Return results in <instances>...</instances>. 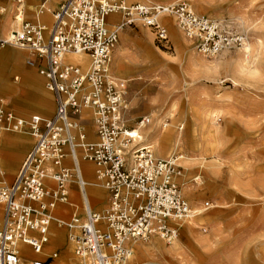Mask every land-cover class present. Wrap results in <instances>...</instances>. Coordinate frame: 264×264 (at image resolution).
Returning a JSON list of instances; mask_svg holds the SVG:
<instances>
[{"label": "built area", "instance_id": "2783aa9c", "mask_svg": "<svg viewBox=\"0 0 264 264\" xmlns=\"http://www.w3.org/2000/svg\"><path fill=\"white\" fill-rule=\"evenodd\" d=\"M51 1L37 5L35 21L23 19L9 37H0V53L8 47L28 52V65L38 68L56 102L50 117H24L0 99V135L17 132L35 139L14 181L0 184V264H49L41 256L55 220L70 228L73 264H136L128 261L134 243L155 236L171 243L186 221L211 205L206 201L203 209H194L182 195L183 155L157 157L151 144L138 141L151 118L130 124L127 82L111 69L120 35L142 25L160 45L171 47V20L206 57L245 45L248 35L197 13L188 0H57L55 7ZM15 2L23 18L25 1ZM46 13L50 21L44 20ZM111 14H120L121 21L110 23ZM69 53L86 54L85 63L66 57ZM88 119L94 141L88 138ZM81 160L95 163L97 183L109 191L102 211L90 203ZM72 182L79 185L84 216L56 219L57 205L71 202ZM25 249L36 257L23 258ZM58 257L53 250L49 258Z\"/></svg>", "mask_w": 264, "mask_h": 264}, {"label": "rangeland", "instance_id": "374dc122", "mask_svg": "<svg viewBox=\"0 0 264 264\" xmlns=\"http://www.w3.org/2000/svg\"><path fill=\"white\" fill-rule=\"evenodd\" d=\"M9 1L0 0V5ZM188 1L197 13L209 15L234 31L246 33V44L251 45V53L247 55L243 50L245 44L217 56L206 57L189 42L194 48V56H190V52L187 54L177 46L173 36L171 47L162 46L155 40L154 34L142 25L129 27L121 34L113 52L112 66H115V71L112 69V73L129 81L130 124L134 125L140 117H149L154 113L162 116L173 131H181V141L170 147L166 155L158 151V144L153 148L154 152L161 158L172 154L183 155V179L190 185L186 189L182 184L185 197L194 209H203L206 201L211 205L192 218L190 224H184L179 237L172 243L161 239L168 247L178 242L177 250L164 255L154 251L152 257L135 254L137 259L133 262L264 264V0ZM13 2L15 4V0ZM39 2L26 1L28 10L25 20H29L28 16H32L31 12ZM31 4L35 6L31 7ZM5 27L6 24H2L1 29ZM144 29L151 33L152 38L149 39L147 34L143 36ZM175 29L180 38L185 39ZM230 56L240 57L238 63L227 60ZM13 60L17 61L19 57L14 56ZM35 72L43 79V88L52 103V110L40 113L48 117L55 112V98L47 89L39 70ZM138 74L142 75V79L129 80L132 75ZM10 92H0V98H4L10 108L23 115L39 113L13 102L8 95ZM150 118L152 123L153 116ZM85 123L89 124V121ZM181 124L184 125L183 130L179 129ZM7 134L31 137L17 132L4 133L0 137ZM187 158H191L194 164L189 166ZM82 161L86 167L91 164L96 169L94 162ZM0 163L7 170L8 183H12L20 166L14 170L9 168L7 152L2 150L1 145ZM96 187L108 196L104 187ZM99 204L95 208L104 209L105 205ZM59 205L63 210L62 216L69 220L74 207L69 203ZM80 214L84 216L83 211ZM51 227L62 231L64 243H68L70 228L59 227L56 222ZM158 240L159 237H153L154 243ZM139 242L148 245L152 239ZM136 244L135 248L138 247ZM69 254L67 262L73 264V249ZM25 256L23 258L26 259L33 257L30 253ZM52 260L49 258L47 262L50 264L54 262Z\"/></svg>", "mask_w": 264, "mask_h": 264}, {"label": "crops", "instance_id": "0c3cea01", "mask_svg": "<svg viewBox=\"0 0 264 264\" xmlns=\"http://www.w3.org/2000/svg\"><path fill=\"white\" fill-rule=\"evenodd\" d=\"M24 1L26 3L27 0H24ZM34 1H40L38 3V4H40L42 0H34ZM11 3H12V0H10L8 2V4H7V2L1 4L0 10H1V8L6 7ZM57 4H58L57 0H53L50 2V5H52L53 7L57 6ZM4 5H6V6H4ZM14 6H17L16 2H15ZM30 6L32 7L35 5L31 4ZM14 8L16 9V7H14ZM25 10H26V6H25ZM29 10H32V8ZM31 14H32V16H28L29 20L35 21L36 18L33 15V12H31ZM0 15H2V16H0V37H2L1 35L6 36L7 33H9L11 27L13 26V16L1 14V11H0ZM45 15H47V18ZM45 15L43 17L44 20L50 21L51 20V14L46 13ZM25 17H26V14H25ZM108 21L110 23H118L119 21H121V15L120 14H111L108 17ZM2 24H6V27L3 30L1 29ZM175 27H176V25L173 23V21L170 20V31H171L172 36L174 37V40L176 41L177 46L179 44L178 47L184 49V51L190 52L191 50H193L194 49L193 46L189 45V42H191V41L189 39H187L186 37H185V39L182 40L180 38L179 34L177 33L178 31L175 29ZM128 28L129 27L125 28L122 31V33H124L125 31L127 32ZM173 28H174V30H173ZM143 32H144L143 36H146V34H147V36H149V39L152 38L151 33L148 32L146 29H144ZM120 39H121V35H120ZM14 56L19 57V60L14 61L13 60ZM28 58H29V54L27 51H24V50L13 49L11 47H8V48H5L1 51V53H0V68H2V69L0 70V92L11 90V92L8 95H9V98L13 102L17 103L20 106L25 107L26 109H31V110H35L36 112H39V113L31 114V115H23V114L18 113L15 109L11 108L18 115H21L24 117H31L32 115L44 116L40 113H47L48 111L52 110V103L50 102V99L48 98V94H46V92L43 88V79L35 72V70L38 68L34 67V66H31V67H34L36 69L29 67L30 65H28V63H27ZM86 58H87V55H85V57L83 59L84 62H85ZM73 60H75V59H73ZM77 61H80V60H77ZM112 69H113V71H115V66L114 67L112 66ZM13 70L14 71L16 70L17 72L13 73L14 72ZM115 76H117V75H115ZM16 77H17V79H16ZM117 77H119V76H117ZM119 78L125 80L127 82V86H128L129 81L127 79H125L123 77H119ZM140 79H142V75L138 74V75H132V77L129 80L134 81V80H140ZM0 99H2V98H0ZM55 104H56V102H55ZM7 105L9 106L8 103H7ZM55 110H56V108H55ZM89 114L90 113L88 112L87 115H89ZM138 114L139 113L136 114L135 119L137 118ZM45 117H47V116H45ZM48 117H50V116H48ZM88 121H89V124H86V129L88 132V138H89V140L94 141L97 139V136L95 133V127L93 125V122L90 119H88ZM4 133H8V132H4ZM4 133H2V134H4ZM22 134H24V133H22ZM26 135L31 136L30 134H26ZM33 139H34V137H33ZM33 139H32V136L26 137V136L15 135V134H7L5 136L0 137V145L2 146V150L7 152L8 165H9L10 169L14 170L15 168H17L19 166L21 167L20 163H21L24 155L28 154V152L30 151V149L32 148V146L34 144L32 142ZM34 141H35V139H34ZM87 161H89V160H87ZM66 162L68 164H71V161L69 159ZM80 164H81L82 175H83L84 179L86 180V182L88 183L87 188H86L87 192H88V196H89V194H91V195L97 194V195L101 196L98 199L93 201L94 205L92 207L96 211H102L103 209L97 210L95 207L98 203H100L99 205H105V207L108 205L109 196H110L109 191L105 188L108 191V196H106V195H104V192L102 191V189L96 187L99 184L97 183L96 170H95L94 166H92L91 164H88V167H86L83 164V161H81ZM0 167H1V170L3 171V173H0V184H9L8 179H7V175H8L7 170L2 166L1 163H0ZM20 167H19V169H20ZM12 175L14 176L13 173H12ZM75 183L77 184L76 187L74 186ZM88 187H89V189H88ZM69 189H70V200H71V202L69 204L74 207L73 214L74 213L80 214V212H82V211L84 213L83 199H82V195H81L78 183L77 182L70 183ZM89 191H91V192L89 193ZM89 199H90V196H89ZM90 203H91V201H90ZM91 205H92V203H91ZM80 207H82V209ZM62 214H63L62 207L58 204L57 208L55 210V215L57 218L60 219V218H64L62 216ZM72 215H71V217H72ZM64 219H67V218H64ZM59 227H61V226H59ZM53 230L51 227V233H50V234H52L51 238L53 235H55V231H53ZM152 240H153V238H152ZM155 243H156V241H155ZM134 244H136V243H134ZM148 245L152 246V250L148 251L147 257H152L154 255V251H158L160 254H163L162 251L160 249H157L154 244H148ZM136 246L145 247L146 245L142 244L140 242L139 243L137 242ZM53 247H55V248L52 249ZM48 249L49 248H46L47 251H48ZM50 249L59 251L60 256L62 258L63 249L60 246L54 245V246H51ZM145 249H146V247H145ZM174 249L177 250L178 247H176L175 245L169 246L168 249H166L167 250L166 253L174 252L175 251ZM133 251H134V248H133ZM67 253H69V252H66V254Z\"/></svg>", "mask_w": 264, "mask_h": 264}, {"label": "bare ground", "instance_id": "6f19581e", "mask_svg": "<svg viewBox=\"0 0 264 264\" xmlns=\"http://www.w3.org/2000/svg\"><path fill=\"white\" fill-rule=\"evenodd\" d=\"M14 5L15 4H14V2L12 0V3L11 4H9L6 7L1 8V10H0L1 13L2 14H5V15H11V16H13V14H14V17H13V26L11 27L9 33H7V35L4 36V37H9L15 30L19 29L20 28V25H21V23L23 21V19L26 18L25 17L26 10L24 11L23 18H18V14L14 10ZM25 6H26V3H25ZM33 11L34 10H32V12ZM33 15H34V12H33ZM45 16L47 18V15H45ZM178 46H179V44H178ZM243 48H244L243 50L247 52V55H248L249 52L251 53V45L246 44ZM186 52H187V54L189 53V51H186ZM85 55H84V53H82V54L69 53V54L66 55V57L68 56L70 58L72 57L75 60H82V59H84ZM190 56H194L193 50L190 51ZM112 59H113V56H112ZM238 59H240V57ZM238 59H236V57H234V56H230L229 58H227V60L232 61V62H235V63H238ZM29 67H31V66H29ZM31 68H34V67H31ZM34 69H36V68H34ZM2 99L5 100L4 98H2ZM151 116H153V122L145 130H143V131L140 132V138L138 139V141H141L144 144H151L153 148L156 147L157 144H158V151L162 155H166L168 153V150H169L170 147L175 146L176 144H178L181 141V131H179L178 133L175 132V131H173L171 129V127H168L170 125L167 124V123H165V121L163 120V117L162 116H160L158 114H154V113L152 115H150L149 117H151ZM161 125H162V129L160 130ZM186 161H187L186 163H188L189 166H191V165L194 164L192 162V159L191 158L190 159L187 158ZM200 177H202V176H200ZM187 183H188V181L184 178L182 184L184 185V188H186V189H187V187L189 185ZM88 189H89V187H88ZM90 192L91 191H89V193ZM194 194H196V193L194 192ZM182 195L185 197V195L183 193V188H182ZM89 196H90V201L92 203V206L94 205L93 201L96 200V199H98L99 197H101V196H99L97 194H95V195L89 194ZM188 197H189V194H188ZM80 208L82 209V207H80ZM56 219H59V218L56 217ZM53 222H57V221L55 220ZM186 222L187 223H184V224H190L191 220L186 221ZM52 223H51V225H52ZM51 225H50V233H51ZM58 225H59V223H58ZM188 227H189V225H188ZM52 230H53V227H52ZM53 231H55V235H53L52 238H51V235L52 234L49 235V242L47 244H45V246H44V253H43V255L41 257H43L46 261H49V257H50L51 252L53 250L47 251L46 248H50L51 246L58 245V246H60L63 249V251H62L63 252L62 258H61L60 253H59L58 259L52 260L54 262H50V264H53V263L54 264H68L67 259L70 258V254L69 253H70V251L72 252V249H73V246H74L73 245V242L70 241L69 240V237H68V241L69 242L68 243H66V242L64 243V236H63L62 231H60L58 228L57 229L54 228ZM69 233H70V230H69ZM155 237H157V236H155ZM150 244H154L157 249H160L162 251L163 255L164 254H167L166 253V251H167L166 249H168V246L165 245L162 242L161 238L156 243H154V241L152 240V243H150ZM173 244L176 247L179 246L178 242H174ZM174 245H172V246H174ZM145 247H146V249L144 250V249H141L139 246L137 248H135L134 245H132L131 248H130V253H128V261L131 262V263L141 264V263H138L136 261L135 262H133V261L136 259L135 254L140 255V256H142V255L147 256L148 251H151L152 250V246L151 245H146ZM133 248H134V251H133ZM26 252L27 253H24L23 254V257H26L25 254H28L29 255V252L28 251H26ZM66 252H69V253L66 254ZM30 254L33 257H36V255H34L32 253H30ZM56 260H57V262H56ZM72 260H74V255L72 257Z\"/></svg>", "mask_w": 264, "mask_h": 264}]
</instances>
